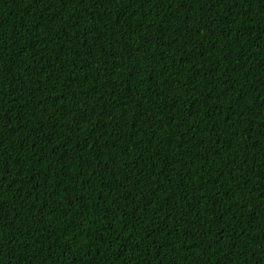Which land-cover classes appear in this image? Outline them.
I'll return each instance as SVG.
<instances>
[{"label": "trees", "instance_id": "1", "mask_svg": "<svg viewBox=\"0 0 264 264\" xmlns=\"http://www.w3.org/2000/svg\"><path fill=\"white\" fill-rule=\"evenodd\" d=\"M0 264H264V0H0Z\"/></svg>", "mask_w": 264, "mask_h": 264}]
</instances>
